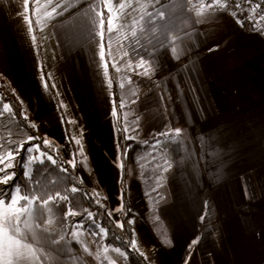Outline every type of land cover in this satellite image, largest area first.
Segmentation results:
<instances>
[{"label":"crops","instance_id":"obj_1","mask_svg":"<svg viewBox=\"0 0 264 264\" xmlns=\"http://www.w3.org/2000/svg\"><path fill=\"white\" fill-rule=\"evenodd\" d=\"M60 2L69 10L53 18L45 13L56 0L29 4L33 43L19 16L23 0H0V83L20 101L36 135L68 164L75 162L76 170L85 169L101 189L104 180L94 167L111 157L108 142L115 135L113 166L125 175L135 221L133 249L149 264H264V35L243 29L226 10L198 17V0H160L147 9L155 12V22L137 38L130 28L109 37L105 13V76L99 37L91 35L99 29L89 27L99 23L95 11L88 0ZM91 4L100 10L102 0ZM142 12L133 15L138 19ZM141 57L150 65L148 75L136 67ZM124 78L137 90L130 107L142 131L127 144L122 160L116 93ZM106 121L112 127L107 137ZM175 129L182 130L178 147ZM163 132L171 135H158ZM155 136L157 151L171 165L156 203L158 230L134 161L143 141ZM72 231L53 235L55 241L64 237V246L49 257L38 255L34 264H96L93 254L99 264L102 250L84 252Z\"/></svg>","mask_w":264,"mask_h":264},{"label":"snow or ice","instance_id":"obj_2","mask_svg":"<svg viewBox=\"0 0 264 264\" xmlns=\"http://www.w3.org/2000/svg\"><path fill=\"white\" fill-rule=\"evenodd\" d=\"M90 7L93 11H95L96 17L99 19L98 24L89 23V27L92 29H99L98 31H92L91 35L93 37H99V47H98V55L99 59L103 65L104 75L107 76L108 73V63L105 60V41H104V33H105V13H107V33L109 37L112 36L113 33L118 32L122 28H130L131 36L133 38H137L139 34L145 32L156 20L155 12H150L147 9L149 7L154 8L156 4L160 3V0H143V3L140 0H102V7L100 10H96V6L91 4V0H88ZM30 3H38V0H23V11L19 13V16L22 18L24 23L27 25V31L30 34V38L33 43H35L36 37L33 34L32 28V18L29 14L28 7ZM51 6V11L46 12V18H53L54 16L63 15V13L67 12L69 9L64 7L60 0H56V3ZM228 0H202L199 5V8L196 11V15L198 17H205L208 15H214L219 11H222L228 7ZM237 8L241 7L240 4L235 5ZM75 7V5H72ZM143 9V12L139 15L137 19L134 12H140ZM33 14H35V9L33 10ZM83 15L87 17L88 13L84 12ZM159 17L162 19L164 17V13L161 11L159 13ZM39 23V21H37ZM115 25V27H114ZM139 42L138 39L136 41ZM77 47L83 48L84 45L80 41H74ZM91 47V44H89ZM173 53H176V48L172 49ZM108 55H111V41L108 42ZM125 55H128L126 52ZM95 58V55H94ZM146 62L143 57L140 59V63L136 65L137 68H143V74L148 75L150 70L149 67H145ZM131 65V62H130ZM115 67V65H113ZM119 71V68H117ZM131 82V81H129ZM111 82L109 81V84ZM121 88L124 87L123 84L120 85ZM136 101H132L135 103ZM121 107H124L121 104ZM12 106L8 103L3 105V110L0 111V116L11 112ZM113 115H115V110L113 111ZM26 120L27 117L25 116ZM35 127V125H32ZM175 136L173 137V143L177 144L178 147V137L181 135V129H175ZM158 135L169 136L171 133L163 132ZM34 139L33 136L29 135L26 140L21 142L17 147L10 148L7 151L6 155L0 154V173H6L2 177H0V184L8 185L10 181H13L16 177V173H7L9 168H13L16 166L14 161L17 160V157L21 155L22 152H27L29 154L33 153V151H38L39 145H32L27 148L24 147L25 144H28L30 141ZM45 145L48 144V141H44ZM77 144L80 143L79 140L76 141ZM159 143V141H157ZM2 148V145H0ZM48 161H50L53 165L56 164V160L53 159L52 156H47L45 153H41L40 157L33 158L29 155L26 159H21L19 161V166L24 169L23 176L32 181L34 174H42L40 173V169L36 168L37 164L43 165L45 160L41 157H45ZM69 164L74 168L75 162L69 161ZM171 167V165H169ZM61 172L67 173V169L61 168ZM55 183V181H53ZM40 181L39 179L35 180L32 187V194L28 192H23L19 183H16L10 188L2 189L0 188V264H34L36 260L39 259L38 252L41 251L40 248L35 247L33 242L39 243L41 240H47V237L51 236L52 232L50 226L57 223L59 220L63 222L68 219V217H76L81 215L79 212L75 211L71 203L64 205V201H69L70 196L68 193L61 195L59 192L53 195H48L47 199H43L42 195L35 194V190L39 187ZM79 189L76 186H73L70 189V193H76ZM86 199H90L87 193L84 194ZM122 198V197H121ZM99 203V202H97ZM55 206L57 209L62 206L67 208V211L64 212L63 217H56L53 213V207ZM45 215H47V219H45ZM112 213L109 212V216L111 217ZM88 219H93V213L88 212ZM203 219V217L201 218ZM129 224H134V220L128 221ZM117 225L119 227H123V223L117 221ZM84 219L82 218L73 225V231L71 236L73 240L77 243H81L80 236L83 234L84 229ZM91 229H98V232L95 230H91L90 234L93 236L103 234V236H107V229L101 227L99 224L93 223L90 226ZM64 240V237H61L60 241H55V243L59 244ZM32 241V242H30ZM197 241H193L195 244ZM133 247L135 248L136 241H132ZM83 251L88 252V248L86 245H83ZM107 251V249H105ZM115 251L119 252V249H115ZM63 253L67 252V248L65 247L62 250ZM142 255V253H141Z\"/></svg>","mask_w":264,"mask_h":264},{"label":"trees","instance_id":"obj_3","mask_svg":"<svg viewBox=\"0 0 264 264\" xmlns=\"http://www.w3.org/2000/svg\"><path fill=\"white\" fill-rule=\"evenodd\" d=\"M129 81L128 78H124V83L122 82L124 87H120L119 92L116 93V115L121 138L122 160L127 144L134 138L139 137L142 131L137 121V115L130 107L131 101L137 96V90L133 83ZM5 103L12 106V111L0 116V145H2L0 154L6 155L10 148L17 147L31 135L34 139L25 144L24 147L39 145V149L52 156L56 160V164L53 165L44 157L45 163L43 165L37 164L35 167L40 169V173L46 172V175L34 174L32 181H29L23 176L24 169L19 166V161L26 159L27 152H22L14 162L16 166L7 170L9 174L12 172L16 173L15 179L10 181L8 185L0 184V188L7 189L19 183L22 188V194L23 192L32 194L31 185L35 180L39 179L40 185L35 190V194L42 195L43 199H47L48 195L55 196L57 192L61 195L68 193L70 199L66 201L67 204L71 203L72 208L81 214L76 217H68L66 220L68 228L73 227L76 221L82 218L85 225L83 230L89 232L95 230L98 232V229H91L90 226L93 223L99 224L108 230L106 237L103 234L94 236L95 243L100 251L106 246L118 248L124 253V264H149L143 254L141 255L140 252L130 246L133 239V228L128 221L131 220L133 212L131 211L126 191L122 192V206L119 213V222L123 223L121 228L115 223L112 216H109L107 207L96 203L90 190L81 183L76 168L71 167L65 160L58 157L54 148L48 144L45 145L42 138L36 135L32 125L27 119H24V109L20 101L16 97L8 95L0 83V111L3 110ZM121 104L124 107H121ZM159 139V136L145 139L141 149L134 153V161L139 171L143 197L150 213V222L156 230L160 226L156 203L161 197L160 186L165 181L164 170L169 165L168 158L157 151L156 143ZM61 168L67 169V173L61 172ZM3 174L5 175L6 173H0V177ZM73 186H76L79 191L70 193V189ZM85 193L88 194L90 199L84 197ZM88 212L93 213V219L87 218ZM100 262L101 264H110L103 255H100Z\"/></svg>","mask_w":264,"mask_h":264},{"label":"rangeland","instance_id":"obj_4","mask_svg":"<svg viewBox=\"0 0 264 264\" xmlns=\"http://www.w3.org/2000/svg\"><path fill=\"white\" fill-rule=\"evenodd\" d=\"M201 3V0H198ZM103 130L105 131V135L110 136V132L112 131L111 124H108L106 121L103 125ZM114 130V129H113ZM115 135L113 134L111 140L108 142L110 144V147L108 148V151H110V158H100V163L96 162L94 170L96 175L104 180L105 188L101 189L97 186H94L95 183L86 175L85 169L82 167L77 168V174L81 181V183L87 187L92 195L95 198V201L99 205H105L109 212L112 213V218L119 221V213L122 206V192L126 191V183H125V175L122 172H118V167L115 168L113 164L117 160L118 155V149H119V143L118 145H115L117 143L114 142ZM44 142V141H43ZM49 143V142H48ZM50 145V144H49ZM117 148V151H116ZM44 153L40 149L38 151H33V153L26 154V158L31 155L33 158L40 157V154ZM47 156H50L49 154L45 153ZM46 157V156H45ZM42 159L44 157H41ZM104 159H109V165L106 163ZM15 162V161H14ZM13 162V163H14ZM2 167V165H0ZM115 170V171H114ZM4 175V174H3ZM2 175V176H3ZM64 205H67L63 202ZM53 207V213L56 217H63L64 212L67 211V208L62 206L61 208L57 209L55 206ZM133 208L135 211L139 210L140 207L136 204L133 205ZM45 219L48 218L47 215L44 217ZM197 222L194 220L190 222L191 231L196 230V224ZM67 221L60 222L59 220L57 223L50 226L51 229V236L47 237V240H41L39 243L33 242L35 247H38L41 249L40 252H38V255L45 257H49L53 253H56V248L63 247V244H57L55 243V239L53 238V235L58 234L60 232H64L68 229ZM52 227V228H51ZM83 234L80 236V240L82 241L83 245H86L89 247L90 250H93L95 253L97 247L94 236L90 234L87 230H82ZM32 242V241H30ZM80 246H82L81 243H78ZM62 245V246H61ZM131 248H133V244L131 241L130 244ZM136 246V245H135ZM107 249V251H105ZM114 247H103L101 250L100 255H103L104 258L110 263V264H124V253L123 251L117 252L115 251ZM97 253V252H96ZM93 257H95L94 262L98 264V261L96 259V255L93 254ZM101 264V262L99 263Z\"/></svg>","mask_w":264,"mask_h":264},{"label":"built area","instance_id":"obj_5","mask_svg":"<svg viewBox=\"0 0 264 264\" xmlns=\"http://www.w3.org/2000/svg\"><path fill=\"white\" fill-rule=\"evenodd\" d=\"M228 5L224 10L234 14L243 29L264 35V0H228Z\"/></svg>","mask_w":264,"mask_h":264}]
</instances>
